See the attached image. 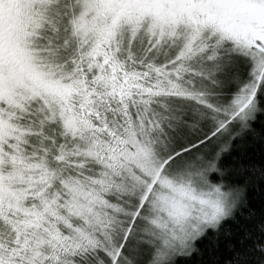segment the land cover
Listing matches in <instances>:
<instances>
[{
  "label": "snow or ice",
  "instance_id": "6c2138e0",
  "mask_svg": "<svg viewBox=\"0 0 264 264\" xmlns=\"http://www.w3.org/2000/svg\"><path fill=\"white\" fill-rule=\"evenodd\" d=\"M0 264H264V0H0Z\"/></svg>",
  "mask_w": 264,
  "mask_h": 264
}]
</instances>
